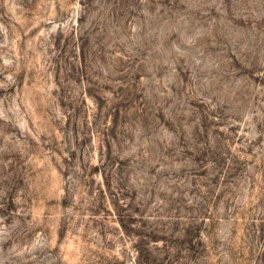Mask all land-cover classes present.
Returning a JSON list of instances; mask_svg holds the SVG:
<instances>
[{
  "label": "rangeland",
  "instance_id": "rangeland-1",
  "mask_svg": "<svg viewBox=\"0 0 264 264\" xmlns=\"http://www.w3.org/2000/svg\"><path fill=\"white\" fill-rule=\"evenodd\" d=\"M0 264H264V0H0Z\"/></svg>",
  "mask_w": 264,
  "mask_h": 264
}]
</instances>
